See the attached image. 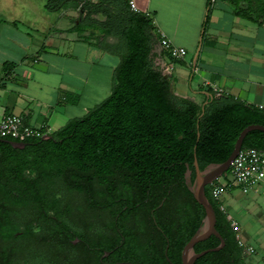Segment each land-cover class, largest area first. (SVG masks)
Here are the masks:
<instances>
[{"label": "trees", "instance_id": "1", "mask_svg": "<svg viewBox=\"0 0 264 264\" xmlns=\"http://www.w3.org/2000/svg\"><path fill=\"white\" fill-rule=\"evenodd\" d=\"M76 1L82 2V22L117 39L113 46L104 47L120 59L111 92L83 117L49 134L51 139L28 138L23 149H15L2 141L12 138H0V264L17 252L7 249L19 238L14 234L37 218L53 216L57 252H75L79 246H72L69 239L82 237L88 212L89 217L98 210L115 216L123 206L145 200L147 193L159 195L157 204L164 200L167 211V240L151 264H181L182 248L204 217L203 208L185 186L186 166L194 177V159L200 170L226 161L245 127L264 126V109L228 94L215 96L209 89L204 104L175 96L154 62L158 35L149 16L131 11L129 0H47L45 7L53 11ZM222 1L236 16L264 29V0ZM213 3L207 2L201 41ZM96 13H102L105 21L93 20L91 15ZM92 38L90 33L84 40ZM242 148L264 151V133L249 132ZM205 195L224 247L194 264H243L236 231L209 186ZM22 232L28 234L27 228ZM219 243L211 236L194 250L199 253Z\"/></svg>", "mask_w": 264, "mask_h": 264}, {"label": "crops", "instance_id": "2", "mask_svg": "<svg viewBox=\"0 0 264 264\" xmlns=\"http://www.w3.org/2000/svg\"><path fill=\"white\" fill-rule=\"evenodd\" d=\"M131 1L138 12L151 18L158 39L163 36L186 50L183 60H175L158 41L154 46L155 65L170 81L175 96L204 104L209 89L215 96L228 94L264 109L263 28L236 16L227 2L217 0L210 7L201 41L208 0ZM46 2L0 0V115L21 116L27 125L51 134L100 103L97 100L109 88L119 62L104 69L108 53L117 55L104 47L113 46L117 39L82 22V2H69L53 11L46 9ZM91 18L106 19L102 13ZM90 33L91 42L85 41ZM250 192L253 201L244 210L255 215H247L253 221L245 223V235L219 203L237 226L243 264H264V181L241 193Z\"/></svg>", "mask_w": 264, "mask_h": 264}, {"label": "flooded vegetation", "instance_id": "3", "mask_svg": "<svg viewBox=\"0 0 264 264\" xmlns=\"http://www.w3.org/2000/svg\"><path fill=\"white\" fill-rule=\"evenodd\" d=\"M158 196L147 193L145 200L123 206L115 216L98 210L89 217L88 212L82 237L69 239L72 246H79L75 252H57L53 216L43 221L37 218L14 234L19 238L7 249L17 252L3 264H151L167 240V211L164 200L157 204ZM11 219L23 223L20 218ZM26 228L28 234H23Z\"/></svg>", "mask_w": 264, "mask_h": 264}, {"label": "built area", "instance_id": "4", "mask_svg": "<svg viewBox=\"0 0 264 264\" xmlns=\"http://www.w3.org/2000/svg\"><path fill=\"white\" fill-rule=\"evenodd\" d=\"M211 1L213 3L214 0ZM129 6L131 11L138 12L131 0H129ZM158 43L161 49L172 59L183 60L186 56L185 49L173 46L163 36L159 37ZM1 87L2 83L0 82V90ZM42 135H44L43 132L27 125L21 116L12 114L0 115V138L9 137L14 141L23 142L28 138ZM227 174L231 177L230 181L222 183L219 181L220 178H218L208 185L211 196L216 202H219L222 195L232 187L239 188L242 193H247L251 188L264 181V151L254 148H242L230 163ZM220 208L223 211L222 207ZM230 223L233 230L237 231L236 224L232 221Z\"/></svg>", "mask_w": 264, "mask_h": 264}, {"label": "water", "instance_id": "5", "mask_svg": "<svg viewBox=\"0 0 264 264\" xmlns=\"http://www.w3.org/2000/svg\"><path fill=\"white\" fill-rule=\"evenodd\" d=\"M251 131H260L264 133V126L262 125H249L245 127L237 137L233 150L228 159L222 163L209 164L203 170H200L196 159L193 161V168L195 172L194 179H191V170L188 165L186 166V172L184 174V183L188 192L192 195L194 201L199 204L204 210V217L201 224L183 246L181 251V264H194L195 261L209 252H216L224 247V241L220 234L215 229V213L213 207L205 195V188L215 181L216 179L226 176L230 163L237 156L242 149L243 140L245 136ZM51 135L44 134L41 136L42 140L51 139ZM15 149H23L26 144L24 142L2 140ZM214 236L219 240V245L215 248L207 249L199 253L195 252L194 246L202 241H205L209 237Z\"/></svg>", "mask_w": 264, "mask_h": 264}, {"label": "rangeland", "instance_id": "6", "mask_svg": "<svg viewBox=\"0 0 264 264\" xmlns=\"http://www.w3.org/2000/svg\"><path fill=\"white\" fill-rule=\"evenodd\" d=\"M108 56V57H107ZM105 57V60H104V64L106 65V67L104 69H107L108 68V64L109 63H118L119 62V57L115 54H112V53H108ZM191 55H190V52L188 53V56H187V59H190ZM112 76H110L111 78ZM106 78V75H104V79ZM108 78V76H107ZM109 78V88H107L103 95L99 98V102H101L103 99H105L109 93H110V90L111 87H112V78L110 79ZM98 102V103H99ZM92 105V104H91ZM91 107V106H90ZM231 180V177L226 173V176H223V177H220L219 181L220 182H225V181H230ZM242 191L239 189V188H236V187H233V189L227 193H224L220 199V203L221 205L224 206V208H226V211H227V214L235 221H237L238 223H240L241 225V229H243L244 231V235L247 234V226H246V222L247 220L249 221H253L252 218H249L247 219V215H249V217H253L255 214L252 212L250 214L247 213V211L245 212V208L247 206V204L250 202L253 201V193L250 192L246 195L242 194L241 193ZM245 209V210H244ZM251 209V208H250ZM249 209V210H250ZM252 210H250L251 212ZM256 211V210H255ZM250 225H252L250 223ZM253 230H255V228H253ZM252 235H254V233L252 232ZM250 264H253V263H250Z\"/></svg>", "mask_w": 264, "mask_h": 264}]
</instances>
